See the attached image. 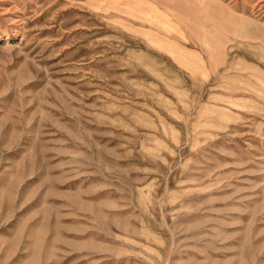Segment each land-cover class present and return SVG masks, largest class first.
I'll use <instances>...</instances> for the list:
<instances>
[{
	"label": "rangeland",
	"instance_id": "rangeland-1",
	"mask_svg": "<svg viewBox=\"0 0 264 264\" xmlns=\"http://www.w3.org/2000/svg\"><path fill=\"white\" fill-rule=\"evenodd\" d=\"M263 86L264 0H0V264H264Z\"/></svg>",
	"mask_w": 264,
	"mask_h": 264
},
{
	"label": "bare ground",
	"instance_id": "bare-ground-1",
	"mask_svg": "<svg viewBox=\"0 0 264 264\" xmlns=\"http://www.w3.org/2000/svg\"><path fill=\"white\" fill-rule=\"evenodd\" d=\"M246 2H247V1H246ZM219 9H220V8H219ZM219 11H220V10H219ZM261 14H262V13H261ZM254 67H255V66H254ZM255 71H256V70H255ZM247 74H248V73H247ZM253 76H254V75H253ZM257 77H258V76H257ZM258 78H259V77H258ZM259 79H260V78H259ZM249 81H250V80H249ZM260 82H261V81H260ZM261 83H262V82H261ZM250 84H251V83H250ZM253 86H254V85H253ZM263 87H264V86H263ZM249 89H250V88H249ZM249 89H248V90H249ZM252 92H253V91H252ZM247 93H248V92H247ZM257 94H258V93H257ZM254 95H255V94H254ZM256 96H257V95H256ZM247 100H248V99H247ZM248 102H249V100H248ZM248 104H249V103H248ZM248 104H247V105H248ZM247 108H248V106H247Z\"/></svg>",
	"mask_w": 264,
	"mask_h": 264
}]
</instances>
